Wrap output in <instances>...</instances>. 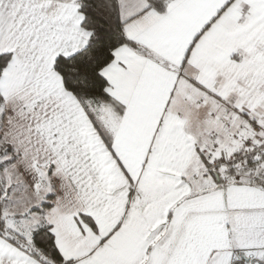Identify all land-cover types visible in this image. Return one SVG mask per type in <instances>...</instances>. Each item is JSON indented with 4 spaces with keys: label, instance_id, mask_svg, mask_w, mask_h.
<instances>
[{
    "label": "snow or ice",
    "instance_id": "snow-or-ice-1",
    "mask_svg": "<svg viewBox=\"0 0 264 264\" xmlns=\"http://www.w3.org/2000/svg\"><path fill=\"white\" fill-rule=\"evenodd\" d=\"M0 264H264V0H0Z\"/></svg>",
    "mask_w": 264,
    "mask_h": 264
}]
</instances>
